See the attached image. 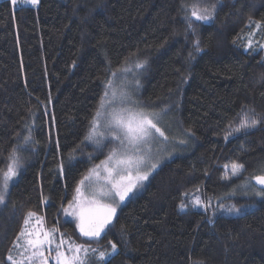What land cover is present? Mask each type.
Returning a JSON list of instances; mask_svg holds the SVG:
<instances>
[{
	"label": "trees",
	"instance_id": "trees-1",
	"mask_svg": "<svg viewBox=\"0 0 264 264\" xmlns=\"http://www.w3.org/2000/svg\"><path fill=\"white\" fill-rule=\"evenodd\" d=\"M212 4V20L189 28L192 6ZM135 60L140 105L165 110L164 132L185 142L100 243H85L97 249L86 264H264V197L252 179L264 175V120L225 139L243 112L264 117V0H0V171L14 148L22 165L0 204V264L20 253L29 212L48 217L56 242H84L62 206L106 158L85 136L105 81ZM234 162L243 169L226 180ZM197 198L205 207L193 208Z\"/></svg>",
	"mask_w": 264,
	"mask_h": 264
},
{
	"label": "snow or ice",
	"instance_id": "snow-or-ice-1",
	"mask_svg": "<svg viewBox=\"0 0 264 264\" xmlns=\"http://www.w3.org/2000/svg\"><path fill=\"white\" fill-rule=\"evenodd\" d=\"M25 3L35 5L38 0H23ZM13 4L17 0H12ZM216 4L211 7L199 8L192 6L191 17L197 21L208 22L212 20ZM188 20L189 28L192 27L191 19ZM259 27V24H257ZM199 51V40L196 42ZM251 46V45H249ZM136 68H142V63H136ZM129 69H125L128 71ZM116 75V73H113ZM139 83L138 81L136 82ZM112 81H105L104 94L100 98L99 105L92 120L89 123V130L85 140L92 142L97 148H102L103 140L109 139L115 146L112 147L106 158L89 169L74 189V195L62 206V211L67 217H72L76 221V227L81 236L89 241L98 240L102 233H105L112 225L113 218L117 214L118 204H122L140 187L143 182L158 168L159 161L153 162L152 143L160 138V141H167L169 137L158 127L156 113L145 111L139 106V102L131 98L127 92H121L119 103L116 100V92L110 91ZM264 117L254 114V111L243 112L239 126L232 129L225 139L232 133L241 131L247 132L249 129L259 125ZM25 141H29L31 136H26ZM185 141H180L184 143ZM59 147V142H57ZM14 148L9 155V163L6 171H0V204L6 201L10 181L18 175L22 166L20 157ZM91 159V156L89 157ZM228 166L226 165L225 168ZM243 169V165L232 163L231 176H237ZM61 174L64 173V165L59 168ZM226 179L230 177L226 176ZM261 188L255 195L264 197V175L252 177ZM200 204L199 198L195 201ZM183 208L184 205H181ZM229 212L240 213L241 209L235 205L227 209ZM35 212H29L24 224H29V218L35 217ZM39 222V221H38ZM22 241V243H21ZM65 240L61 236L59 242L55 240V230L52 232H31L27 229L21 231L17 237L16 247L22 249L19 255L20 260L14 259L11 255L7 259L11 264H49V257L55 251V264H86L88 254L96 253L97 249L69 242L65 249ZM111 253L117 251V245L111 243ZM45 245L48 246V255H45ZM54 245V248L52 247ZM81 253L84 257L81 258ZM107 253V255H111ZM106 253L99 252V259L104 260Z\"/></svg>",
	"mask_w": 264,
	"mask_h": 264
},
{
	"label": "rangeland",
	"instance_id": "rangeland-1",
	"mask_svg": "<svg viewBox=\"0 0 264 264\" xmlns=\"http://www.w3.org/2000/svg\"><path fill=\"white\" fill-rule=\"evenodd\" d=\"M18 2L20 3H24L26 5H33V4H30V3H25L23 2V0H17ZM191 9V8H190ZM188 9L187 11L189 12ZM191 11L188 13L187 17H189L192 20H196L195 17H191ZM252 37V35H251ZM250 37V39H251ZM253 39V38H252ZM134 61H131L120 73L116 74V75H113L110 80L112 81V86H111V89L110 91H115L116 92V100H117V103H119L120 101V98H121V92L124 91V92H127L128 95L131 96V98L135 101H138L139 102V106L143 108V106H141L140 104V97L139 96H136L135 95V91H136V88L139 86V83L137 84L136 82L141 79V76H142V72L135 67V64L138 63L139 61L138 60H135V63H133ZM130 66V67H129ZM125 69H129L128 71H125ZM104 94V93H103ZM135 97V98H134ZM145 110V109H144ZM145 111H148V112H151V113H156L157 116H156V120L158 122V127H160L163 131L166 132V128H167V125L165 124L164 125V119L166 120V116H167V112H165V110H145ZM89 130V128H88ZM87 130V131H88ZM169 139L167 141H160V138H158L157 141H154L152 143V158H153V162H156L157 160L159 161V166L158 168L160 167V165L162 164V160L164 158H167L168 156H170L171 154H175L179 149L180 147L177 149V146L178 143L177 141H179L178 139H176V136L174 135V133L170 135H168L167 133H165ZM182 141V140H181ZM180 142V141H179ZM89 144H91V142H89ZM93 147H94V153L97 152V146L95 144H91ZM103 147L102 148H98V150H104L103 153L104 154H107V152L112 148L114 147L115 145L113 143L110 142L109 139H104L103 140ZM92 150V151H93ZM169 150V151H168ZM170 153V154H169ZM157 168V169H158ZM156 169V170H157ZM155 170V171H156ZM154 171V172H155ZM224 178L226 176L230 177V178H236V177H239L240 174H238L237 176H231V166L227 167V168H224ZM240 173V172H239ZM88 174V173H87ZM86 174V175H87ZM153 174V173H152ZM151 174V175H152ZM150 175V176H151ZM149 176V177H150ZM229 178V179H230ZM226 179V178H225ZM229 179H226V180H229ZM250 180L246 181L245 183L246 184H250ZM147 183V181H144L143 182V187L144 185ZM143 187H140L138 188L137 190L134 191L133 194L130 195L129 198H131L132 196H134L136 193H138L140 191L141 188ZM128 198V199H129ZM126 199V201L128 200ZM125 201V202H126ZM123 202L122 204H118L117 206V212L118 210L121 208V206H123V204L125 203ZM67 205V204H66ZM65 205V206H66ZM194 209H197L198 207H205V204H200L197 206V204L194 202V205H193ZM62 215H63V218L64 220L67 222L66 224H70L74 227V231L76 233H78V229L76 227V221L72 218V217H67L64 212L62 211ZM27 218V217H26ZM62 220V219H61ZM39 221V222H38ZM61 224V222H60ZM27 229L28 231H31L33 233L35 232H40L41 234L44 233V232H52V228L49 227V219L46 215H44V213L42 212L41 216H38L36 215L35 217H31L29 218V224L26 226V225H23V229ZM81 237V240L83 238V241L80 243H77V244H84L86 246L85 243H92L94 244L95 246L98 245L100 243V241L102 240L101 237L98 239V240H94V241H89L87 238L83 237V236H80ZM59 242V241H58ZM65 249H67V246H68V243L70 242L69 240H65ZM22 243V241H21ZM16 245V243H15ZM88 247H91V245H87ZM16 247V246H15ZM47 248L48 246L45 245V255H48V252H47ZM20 251H22V249H20ZM111 253V252H110ZM112 254V253H111ZM81 258L84 257V253H81ZM55 253L51 255V257H49V264H55ZM14 259L16 260H20L21 257L18 253V256L17 258L13 256ZM9 261V260H8Z\"/></svg>",
	"mask_w": 264,
	"mask_h": 264
},
{
	"label": "water",
	"instance_id": "water-1",
	"mask_svg": "<svg viewBox=\"0 0 264 264\" xmlns=\"http://www.w3.org/2000/svg\"><path fill=\"white\" fill-rule=\"evenodd\" d=\"M253 183H254V185H255L257 188H259V189L261 188L260 185L256 184L255 180L253 181Z\"/></svg>",
	"mask_w": 264,
	"mask_h": 264
}]
</instances>
